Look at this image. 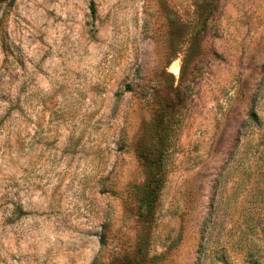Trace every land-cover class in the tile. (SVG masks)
Instances as JSON below:
<instances>
[{"label":"rangeland","instance_id":"1","mask_svg":"<svg viewBox=\"0 0 264 264\" xmlns=\"http://www.w3.org/2000/svg\"><path fill=\"white\" fill-rule=\"evenodd\" d=\"M0 264H264V0L0 3Z\"/></svg>","mask_w":264,"mask_h":264},{"label":"trees","instance_id":"2","mask_svg":"<svg viewBox=\"0 0 264 264\" xmlns=\"http://www.w3.org/2000/svg\"><path fill=\"white\" fill-rule=\"evenodd\" d=\"M7 1L9 2L11 0H0V3L7 2ZM156 137H157V145H156L157 148H155V150H158L159 154H161V152L163 151L162 148L165 143V135L162 129L158 130V134ZM155 181L156 179H153V182ZM156 194H157V189L155 185L150 186L149 188L146 189V191H144V194L142 196V203L143 205L146 206L145 207L146 211L148 207L152 206L153 200L156 197Z\"/></svg>","mask_w":264,"mask_h":264}]
</instances>
